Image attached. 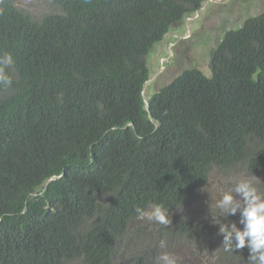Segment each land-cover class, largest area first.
<instances>
[{
    "label": "trees",
    "instance_id": "1",
    "mask_svg": "<svg viewBox=\"0 0 264 264\" xmlns=\"http://www.w3.org/2000/svg\"><path fill=\"white\" fill-rule=\"evenodd\" d=\"M48 1L34 18L0 0V55L14 60L0 87V264H120L137 207L183 208L212 169L264 176V11L223 34L208 76L186 69L144 102L148 54L206 0ZM168 226L215 241L200 221Z\"/></svg>",
    "mask_w": 264,
    "mask_h": 264
},
{
    "label": "rangeland",
    "instance_id": "2",
    "mask_svg": "<svg viewBox=\"0 0 264 264\" xmlns=\"http://www.w3.org/2000/svg\"><path fill=\"white\" fill-rule=\"evenodd\" d=\"M15 2L34 18H39L50 10L48 0ZM263 11L264 0H206L198 11L172 26L148 54L146 60L150 76L144 86V99L169 84L186 69L196 68L208 76L210 52L223 34L240 27L248 17L259 15ZM242 179L250 181L259 193L264 194L263 175H249L243 167L226 172L212 169L206 185L183 208L169 212L170 219L175 223L203 222L212 235H215V241L201 233L189 237L178 232L171 238L167 235L169 226L158 233L159 224L137 220L130 226L129 236L133 237L134 246L123 253L120 264H128L129 257L137 251L141 252L143 248H147L150 253L154 246L156 250L149 256L157 257L161 251L167 250L178 258V264H249L248 251L241 255L222 253L223 237L218 234L219 225L231 222H235L238 228H242V225L239 224V213L226 217L215 206L221 195L230 192ZM161 240L166 242V249L159 247ZM154 260L156 264V259Z\"/></svg>",
    "mask_w": 264,
    "mask_h": 264
},
{
    "label": "clouds",
    "instance_id": "3",
    "mask_svg": "<svg viewBox=\"0 0 264 264\" xmlns=\"http://www.w3.org/2000/svg\"><path fill=\"white\" fill-rule=\"evenodd\" d=\"M14 60L10 53L0 55V87H10L13 83L10 70ZM222 215L235 216L239 213L238 228L235 222L219 225L224 251L233 252L247 247L249 264H264V194L247 179L237 182L230 192H224L215 203ZM138 220H147L163 226L171 223L169 209L161 203H152L148 208L135 209ZM166 249V242H159ZM156 264H178V258L164 250L156 257Z\"/></svg>",
    "mask_w": 264,
    "mask_h": 264
},
{
    "label": "water",
    "instance_id": "4",
    "mask_svg": "<svg viewBox=\"0 0 264 264\" xmlns=\"http://www.w3.org/2000/svg\"><path fill=\"white\" fill-rule=\"evenodd\" d=\"M147 82H148V81H146V83H147ZM146 83H145V84H146ZM145 84H144V86H145ZM144 86H143V90H144ZM143 100H144V102H146V99L143 98Z\"/></svg>",
    "mask_w": 264,
    "mask_h": 264
}]
</instances>
